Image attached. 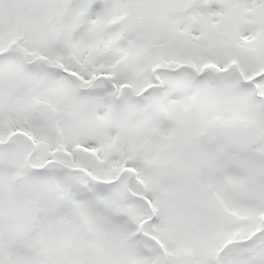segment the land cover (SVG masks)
<instances>
[{
	"label": "snow or ice",
	"instance_id": "6c2138e0",
	"mask_svg": "<svg viewBox=\"0 0 264 264\" xmlns=\"http://www.w3.org/2000/svg\"><path fill=\"white\" fill-rule=\"evenodd\" d=\"M0 264H264V0H0Z\"/></svg>",
	"mask_w": 264,
	"mask_h": 264
}]
</instances>
